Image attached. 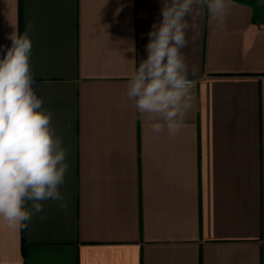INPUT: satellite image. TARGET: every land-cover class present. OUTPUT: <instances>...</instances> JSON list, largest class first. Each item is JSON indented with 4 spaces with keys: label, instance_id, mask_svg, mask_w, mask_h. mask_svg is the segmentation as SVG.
<instances>
[{
    "label": "crops",
    "instance_id": "1",
    "mask_svg": "<svg viewBox=\"0 0 264 264\" xmlns=\"http://www.w3.org/2000/svg\"><path fill=\"white\" fill-rule=\"evenodd\" d=\"M229 2L226 30L205 10L188 33L197 85L170 137L119 107L163 0H0V58L31 22L69 165L66 209L0 221V264H264V0Z\"/></svg>",
    "mask_w": 264,
    "mask_h": 264
},
{
    "label": "clouds",
    "instance_id": "2",
    "mask_svg": "<svg viewBox=\"0 0 264 264\" xmlns=\"http://www.w3.org/2000/svg\"><path fill=\"white\" fill-rule=\"evenodd\" d=\"M205 10L217 29L226 30L229 0H163L162 20L148 33L147 58L128 77L119 107L131 104L154 133L175 137L186 127L193 108V80L183 50ZM33 27L29 22L23 34L14 29L11 46L0 58V221L16 230L28 228L43 212L45 201L67 208L61 192L69 168L67 149L34 88L28 35Z\"/></svg>",
    "mask_w": 264,
    "mask_h": 264
},
{
    "label": "built area",
    "instance_id": "3",
    "mask_svg": "<svg viewBox=\"0 0 264 264\" xmlns=\"http://www.w3.org/2000/svg\"><path fill=\"white\" fill-rule=\"evenodd\" d=\"M190 78V77H189ZM190 79H192L193 80V89L196 87V85H197V81L195 80V79H193V78H190Z\"/></svg>",
    "mask_w": 264,
    "mask_h": 264
}]
</instances>
